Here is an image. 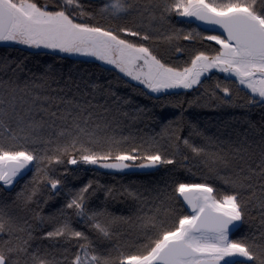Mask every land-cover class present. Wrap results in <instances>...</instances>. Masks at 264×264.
<instances>
[{
  "label": "snow or ice",
  "instance_id": "snow-or-ice-1",
  "mask_svg": "<svg viewBox=\"0 0 264 264\" xmlns=\"http://www.w3.org/2000/svg\"><path fill=\"white\" fill-rule=\"evenodd\" d=\"M93 3L0 0V264H264V0ZM191 18L220 31L173 25ZM119 84L178 111L141 134L152 109ZM221 106L241 117L188 112ZM82 165L164 175L77 186Z\"/></svg>",
  "mask_w": 264,
  "mask_h": 264
},
{
  "label": "trees",
  "instance_id": "trees-1",
  "mask_svg": "<svg viewBox=\"0 0 264 264\" xmlns=\"http://www.w3.org/2000/svg\"><path fill=\"white\" fill-rule=\"evenodd\" d=\"M41 3L44 2V0H40ZM102 0H94L93 7H99L100 3ZM99 23H106L105 20L98 19ZM111 23H116V22H111ZM173 25L176 28H197L195 27L194 23H177L176 20H173ZM198 30H200L198 28ZM201 31V30H200ZM202 32V31H201ZM204 35H209L208 33L202 32ZM183 43V42H181ZM214 43V42H212ZM7 46L6 45H0V51H3ZM14 49H22L24 55H29L30 52H33L28 49H24L19 46H13ZM161 51H163V46L161 47ZM46 55H41L38 57V59L43 62V61H48L51 62L53 57L51 56L50 52H44ZM14 54H16L14 52ZM72 60H75L77 58L72 57ZM81 60H86L88 61V64L85 65L86 67L92 68L94 65H99L96 60L94 59H87V58H81ZM105 69H111L106 66H103ZM97 74L103 79H114L115 78V71L108 72V71H97ZM221 80L224 79L223 74H217ZM239 87L237 85H233L234 91L236 88ZM119 89L121 94L123 95H132L134 100L141 105H146L147 107L152 109V117L153 119H148L145 120L143 123H139L136 125V128L142 129L143 132L141 134H146V135H154L156 132H159L162 120L161 118H172L173 114L176 113L178 110L172 107H161L160 103L156 101L155 99L149 100L146 99L145 97L137 96L135 93L132 92L131 88L126 87L124 84H119ZM173 92H178L180 93V96L178 97L179 99L182 100H187L190 99L193 95H196V93L191 92V90H183V89H175V90H170ZM202 91V90H201ZM246 89H241L238 91L237 95L241 98H246L245 93ZM176 98V97H173ZM241 102H243L241 100ZM155 105V106H154ZM185 107L187 108V105L185 104ZM189 113H192L196 116L197 120L201 124V126H206L209 128H212L213 125H220L222 122H228V123H235V120L241 117V109L239 108H232V107H227V106H221L217 108H211V107H205V108H190L188 109ZM260 109L256 108L253 109L249 113V118L255 122H259L260 120ZM239 127V125L237 126ZM213 130H215L213 128ZM135 131V128L133 129ZM186 134V133H185ZM69 168H75L76 166L73 165H68ZM31 173H29L28 176H25L24 179L27 180L30 177ZM79 179L78 180H72L71 183L74 185L79 186L82 182H86L89 179L92 180H99L100 183L102 184H135V185H145L149 186L153 184L154 182L161 180L163 177V171L161 172H127L125 173H120V172H109V171H104L99 167L90 166V165H82L80 171L78 172ZM200 176L197 174L196 176L193 177L194 181H199ZM23 183V181L21 182ZM179 208V205L177 206ZM248 234V226L245 225L240 228V230L237 232L234 230L233 233V238L239 239L242 235H247ZM127 251V248L124 249ZM115 254V253H114Z\"/></svg>",
  "mask_w": 264,
  "mask_h": 264
},
{
  "label": "water",
  "instance_id": "water-1",
  "mask_svg": "<svg viewBox=\"0 0 264 264\" xmlns=\"http://www.w3.org/2000/svg\"><path fill=\"white\" fill-rule=\"evenodd\" d=\"M192 22L194 23L195 27L199 28L202 32L204 33H208V34H218V32L220 31L218 29V26H213V25H205L203 24V22H200V21H196L194 18H192ZM213 28H216L217 31L213 32V31H204V29H213ZM95 167H99V166H95ZM102 169V168H101ZM104 171H109V172H118L116 170H112V169H102ZM138 171H141V172H149L148 170H125L124 172H120V173H127V172H138Z\"/></svg>",
  "mask_w": 264,
  "mask_h": 264
},
{
  "label": "rangeland",
  "instance_id": "rangeland-1",
  "mask_svg": "<svg viewBox=\"0 0 264 264\" xmlns=\"http://www.w3.org/2000/svg\"><path fill=\"white\" fill-rule=\"evenodd\" d=\"M0 45H5V44L4 43H0ZM15 46H19V47H22V48L25 49V46H20V45H15ZM30 50L33 51V52H36L37 51L36 49H30ZM44 52H50L51 53V50H44ZM61 55H66V54H61ZM74 58H77V57H74ZM81 58H87V59H94L95 60V58H93V57H81ZM97 62L100 63V64H102V62H100V61H97ZM104 66H106L108 68H112V66H110V65H104ZM133 83H135V82H133ZM90 166H93V165H90ZM237 259H239V258H237Z\"/></svg>",
  "mask_w": 264,
  "mask_h": 264
}]
</instances>
